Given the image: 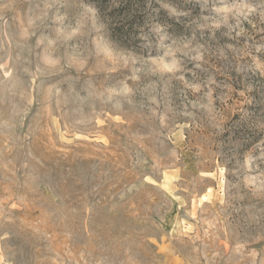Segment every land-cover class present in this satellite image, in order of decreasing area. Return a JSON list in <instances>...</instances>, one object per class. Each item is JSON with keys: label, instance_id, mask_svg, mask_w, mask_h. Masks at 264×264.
I'll return each mask as SVG.
<instances>
[{"label": "rangeland", "instance_id": "1", "mask_svg": "<svg viewBox=\"0 0 264 264\" xmlns=\"http://www.w3.org/2000/svg\"><path fill=\"white\" fill-rule=\"evenodd\" d=\"M0 264H264V0H0Z\"/></svg>", "mask_w": 264, "mask_h": 264}]
</instances>
